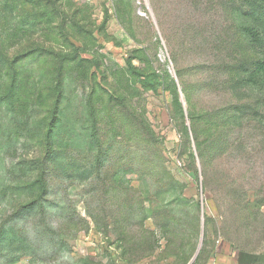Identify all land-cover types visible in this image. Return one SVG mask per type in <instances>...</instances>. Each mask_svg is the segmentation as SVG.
<instances>
[{"label": "rangeland", "instance_id": "374dc122", "mask_svg": "<svg viewBox=\"0 0 264 264\" xmlns=\"http://www.w3.org/2000/svg\"><path fill=\"white\" fill-rule=\"evenodd\" d=\"M253 10L0 0V264L261 260Z\"/></svg>", "mask_w": 264, "mask_h": 264}, {"label": "trees", "instance_id": "16d2710c", "mask_svg": "<svg viewBox=\"0 0 264 264\" xmlns=\"http://www.w3.org/2000/svg\"><path fill=\"white\" fill-rule=\"evenodd\" d=\"M250 4L251 10H253V15H247L245 23L242 24V31L249 39L252 46L256 49L257 52H259L262 56V60L258 63L256 70L254 71L253 77L250 80L253 85H255L258 90H260L262 93H264V0H246V3ZM253 8V9H252ZM251 16L254 17L252 23L250 22ZM175 86V83H173ZM264 104V100H263ZM241 118L238 113H235L234 115L228 117L226 120L223 121V118H215L213 123H211V129L213 132H217L220 130V128L225 125L226 123L230 121H237ZM261 124H264V116L260 120ZM210 129V130H211ZM50 136H52V133L54 132V129H51ZM214 133L210 135L209 140L214 143ZM206 142V141H205ZM204 144V143H203ZM210 142L208 141V144H205L206 150L213 149L214 151L217 150V153H220L219 145L214 143L213 145H209ZM197 145L202 150V143H197ZM207 145V146H206ZM222 149V147H221ZM203 158H204V147H203Z\"/></svg>", "mask_w": 264, "mask_h": 264}, {"label": "water", "instance_id": "95a60500", "mask_svg": "<svg viewBox=\"0 0 264 264\" xmlns=\"http://www.w3.org/2000/svg\"><path fill=\"white\" fill-rule=\"evenodd\" d=\"M260 264H264V256L261 257V263Z\"/></svg>", "mask_w": 264, "mask_h": 264}, {"label": "crops", "instance_id": "0c3cea01", "mask_svg": "<svg viewBox=\"0 0 264 264\" xmlns=\"http://www.w3.org/2000/svg\"><path fill=\"white\" fill-rule=\"evenodd\" d=\"M261 263V260H258L256 263H254V264H260Z\"/></svg>", "mask_w": 264, "mask_h": 264}]
</instances>
